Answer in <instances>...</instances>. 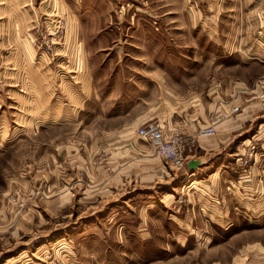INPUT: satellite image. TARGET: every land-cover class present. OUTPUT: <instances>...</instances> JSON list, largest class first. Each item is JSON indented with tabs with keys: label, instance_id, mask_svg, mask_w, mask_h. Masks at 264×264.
I'll use <instances>...</instances> for the list:
<instances>
[{
	"label": "rangeland",
	"instance_id": "1",
	"mask_svg": "<svg viewBox=\"0 0 264 264\" xmlns=\"http://www.w3.org/2000/svg\"><path fill=\"white\" fill-rule=\"evenodd\" d=\"M231 2L0 0V264H264V198L244 209L227 184L152 181L159 156L137 137L150 123L127 129L137 114L166 120L227 103L234 83L263 77L258 60L226 53ZM68 33L74 56L52 60ZM42 53L55 97L33 101L25 126L18 96L35 97ZM128 138L140 148L134 175L120 171ZM255 143L232 144L229 158L244 165L226 175L240 192Z\"/></svg>",
	"mask_w": 264,
	"mask_h": 264
},
{
	"label": "crops",
	"instance_id": "2",
	"mask_svg": "<svg viewBox=\"0 0 264 264\" xmlns=\"http://www.w3.org/2000/svg\"><path fill=\"white\" fill-rule=\"evenodd\" d=\"M231 3L230 6L232 7L231 10L233 11V14H231V29L228 33V48L225 46L226 53L229 55L238 54V56H249V59L258 60L264 68V0H232ZM243 14L245 17L241 18V15L243 16ZM14 35L16 42H25V38L22 37L21 32L15 33ZM58 38H61V36H52V39ZM62 39H64L63 43L65 45L63 44V49L60 48L57 50V57L54 56V59H52L54 61L58 59L62 61L65 60V58L70 60V58L74 56L70 53V47L72 46V38L70 37V34L68 33L65 36H62ZM29 53H27V55L28 57H31ZM42 54V58L37 59L38 62L35 63V97L18 96V100H21L23 105L19 106V114H17L16 121L18 123L22 122L25 126L27 125V119L24 117L26 113L25 111L33 101H35L36 106L40 108L54 100L55 97L53 94V82L49 80V78L55 77L51 72V69L53 68L51 64L52 60L48 58L45 53ZM67 60L65 61L67 62ZM65 61L64 63H61L62 66L66 63ZM233 85L234 86L229 89V92L227 91L228 93H231V99L227 96L224 97L226 101L229 100L227 103L222 101V97L218 96V100L210 103L208 106H204L202 103L195 106L191 115L187 113L182 115L180 113L175 116L171 113L165 120L160 118V116L157 117L156 114L149 112L147 117H140L139 114L133 117V122L127 129H131V127L134 128L136 125L145 122L150 124L153 122L152 124H158L166 134H178L187 138L196 137L200 130L208 126L212 117H216L218 120L215 127V136L209 138H195L196 142L194 147L187 153V162L190 160H199L201 161V166L195 170H189L185 165L183 169L177 170L158 157L152 161V163L156 161L157 163L154 165L151 164L153 170L151 171L149 178H154V180L151 179L152 181H175L176 185H182V188L187 189L193 188V185L199 183H211L212 186L215 187L218 185L219 188L220 185L227 184L222 185L224 186V190H230L234 196L240 194L242 197L240 198L241 200H238L244 209L246 207L245 205H248V207L251 208L250 200H262L264 198V108L258 104L257 99L255 98L257 93L260 92L262 87H264V75L263 77H260L252 87L246 85L244 82L239 84L234 83ZM219 91H221V94L223 93L221 89H219ZM227 92H224L223 95L227 94ZM179 98L183 99L179 101L185 100V97H178L177 99H170V102H177ZM25 102L27 103L26 108L24 106ZM186 107L187 104H183L175 111L177 112L179 109H182L180 110V112H182L183 108ZM233 107H238L239 109L237 113L230 114L231 108ZM188 116L191 118L196 116L198 119L197 123L188 118ZM36 118L43 119L44 116L37 115ZM68 118L69 115L67 114L64 115L62 119ZM46 119L54 121L58 118H53L51 115L50 118L47 116ZM39 124L36 122V130L37 128L39 129ZM25 126L21 128H24ZM4 131L5 129L1 131V134H3ZM242 136L247 137L240 138ZM130 140L131 139L128 138L126 143L129 145L127 151L131 155V160L127 159L126 163H121L120 171L129 168L134 175V169L136 166L134 165V155L139 154L140 148L136 145L138 140L134 139L135 143L131 144L130 142L134 141ZM246 140L249 142L256 141L255 147L252 145V148L256 149V152L260 157L254 160L253 166L250 167V173L241 178L240 183H242L243 186L241 187L242 191L240 192L237 188V182L233 180L230 181V176L227 177L226 174H228V169L230 167L240 166L239 161L236 162L229 158L230 154H233V152H231L232 144L234 142L240 144ZM233 155H235V152ZM120 162L121 161L118 163ZM164 163L168 165L169 168L168 166H165ZM170 169L173 172L169 173L168 170ZM165 170L167 171V174H163ZM168 177L169 180H167ZM225 209L228 210L226 207L223 209L220 208L219 213L217 214H221L220 211L222 210H224L225 214Z\"/></svg>",
	"mask_w": 264,
	"mask_h": 264
},
{
	"label": "built area",
	"instance_id": "3",
	"mask_svg": "<svg viewBox=\"0 0 264 264\" xmlns=\"http://www.w3.org/2000/svg\"><path fill=\"white\" fill-rule=\"evenodd\" d=\"M259 99L261 105L264 107V92L260 94ZM238 109V107L231 108L230 114H234ZM217 122V118L212 117L208 126L200 130L194 138H187L178 134H166L158 124H149L138 128L137 137L148 142L155 154L171 166L176 169H183L187 163V153L195 145V138L215 136ZM254 150L251 146L246 154L251 158L253 154L255 155ZM244 163L246 164L247 162ZM241 164L243 163L240 162V166Z\"/></svg>",
	"mask_w": 264,
	"mask_h": 264
},
{
	"label": "water",
	"instance_id": "4",
	"mask_svg": "<svg viewBox=\"0 0 264 264\" xmlns=\"http://www.w3.org/2000/svg\"><path fill=\"white\" fill-rule=\"evenodd\" d=\"M199 166H201V161L199 160H190L187 162L186 167L189 170H195L197 169Z\"/></svg>",
	"mask_w": 264,
	"mask_h": 264
},
{
	"label": "bare ground",
	"instance_id": "5",
	"mask_svg": "<svg viewBox=\"0 0 264 264\" xmlns=\"http://www.w3.org/2000/svg\"><path fill=\"white\" fill-rule=\"evenodd\" d=\"M263 107V106H262ZM264 108V107H263Z\"/></svg>",
	"mask_w": 264,
	"mask_h": 264
}]
</instances>
